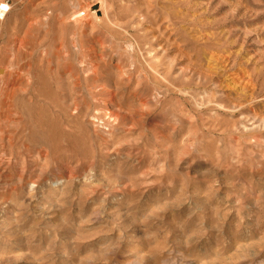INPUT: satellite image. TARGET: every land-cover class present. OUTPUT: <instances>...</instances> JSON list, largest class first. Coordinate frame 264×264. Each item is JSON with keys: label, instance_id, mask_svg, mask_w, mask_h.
<instances>
[{"label": "rangeland", "instance_id": "obj_1", "mask_svg": "<svg viewBox=\"0 0 264 264\" xmlns=\"http://www.w3.org/2000/svg\"><path fill=\"white\" fill-rule=\"evenodd\" d=\"M2 4L0 264H264V0Z\"/></svg>", "mask_w": 264, "mask_h": 264}, {"label": "bare ground", "instance_id": "obj_2", "mask_svg": "<svg viewBox=\"0 0 264 264\" xmlns=\"http://www.w3.org/2000/svg\"><path fill=\"white\" fill-rule=\"evenodd\" d=\"M98 6H100V5H98ZM98 10H99V8L98 9H96L95 11H94V13H97L98 12ZM6 11V6L5 5H0V16H3L4 15V12ZM81 13V12H80ZM87 14V13H86ZM79 15V13H77V11H76V13L75 14H73V16H71L70 17V19L69 20H71V21H76L78 18H77V16ZM70 16V15H69ZM85 17V16H84ZM85 19V18H84ZM85 21V20H84ZM86 21H87V19H86ZM83 57V56H82ZM84 65V64H83ZM83 67V66H82ZM85 67V66H84ZM88 68V67H87ZM4 74H5V71L2 69V70H0V76H4Z\"/></svg>", "mask_w": 264, "mask_h": 264}]
</instances>
